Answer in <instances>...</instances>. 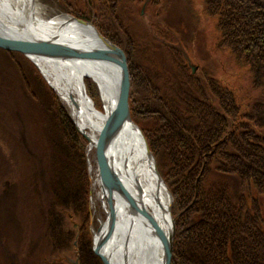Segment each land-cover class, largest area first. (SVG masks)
Instances as JSON below:
<instances>
[{"label": "trees", "instance_id": "16d2710c", "mask_svg": "<svg viewBox=\"0 0 264 264\" xmlns=\"http://www.w3.org/2000/svg\"><path fill=\"white\" fill-rule=\"evenodd\" d=\"M206 3L218 16L219 46L246 67L255 94L248 88L251 94L241 98L215 76L201 78L181 63L177 96L157 88L155 78L149 76L143 80L148 87L144 95L130 85L129 109L172 193L173 211L178 212L170 264H256L259 254L264 260V220L259 216L264 204V0ZM126 55L128 66L135 68L137 76H144L139 73L140 58ZM128 69L133 75L132 68ZM39 86L50 98L53 96V102L48 103L51 112L42 111V103L37 101L38 127L34 130L20 123L9 129L11 136L22 139V144L10 145L13 153L17 148V154L23 155L18 148L34 140L40 142L27 153L41 166L34 173L39 188L52 195L50 198L44 193L48 205L54 206L47 244L57 249L67 247L60 228L66 218L64 210L74 218L85 217L88 182L84 141L63 108L56 105L52 90L41 81ZM47 138L48 145H44ZM67 161L77 162L74 177L64 169L70 166ZM42 166L51 173L47 174ZM7 168L0 164L1 171ZM80 180L81 184L77 182ZM18 184L27 188L25 183ZM9 189L1 201L6 195L8 198ZM80 227L87 230L85 222ZM80 243L88 254L87 239ZM38 244L37 239L33 241L31 250L38 249ZM21 264L44 263L30 253Z\"/></svg>", "mask_w": 264, "mask_h": 264}, {"label": "rangeland", "instance_id": "374dc122", "mask_svg": "<svg viewBox=\"0 0 264 264\" xmlns=\"http://www.w3.org/2000/svg\"><path fill=\"white\" fill-rule=\"evenodd\" d=\"M34 2L36 14L42 15L45 20L55 19L59 14H69L73 18L83 19L111 43L121 48L127 67L132 68L133 73V75L129 73V89L130 85L133 90L138 88L141 95L148 90L143 80L150 76L155 78L157 88L177 96L180 93L178 80L180 81L181 63H185L192 74L197 73L201 78L215 76L216 80L232 88L241 98L247 97L251 92L255 94L250 86L246 67L244 65L241 67L242 64L237 63L238 60L233 53L219 46V31L216 24L218 16L211 12V8H207V0H34ZM126 52L140 58L139 73H143L144 76L139 74L137 76L135 68L128 66ZM193 78L196 80V76ZM83 80L95 108L104 111L99 85L90 76H84ZM40 81L42 85L52 90L58 101V104H55L63 108L84 141L83 159L88 182L85 193V217L74 218L68 210H64L66 218L65 222L62 219L60 228L64 230L61 239L67 247L57 249L47 244L54 211V206L48 205V196L52 198V195L48 194L46 189L39 188L34 173L41 166L30 159L28 155L31 153H27L40 142L34 140L27 143L24 148H18L23 155L17 154V148L13 153L10 145L12 143L16 147L22 144V139L19 140L15 135L11 136L9 129L17 128L20 123L34 130L38 127L35 117L38 121L36 106L40 102L42 111L51 112L48 103L53 102V96L50 98L40 89ZM248 88L251 92L247 91ZM54 89L33 59L19 51L0 47V130H2L0 147L3 144L0 164L8 166L6 170L1 171L2 167L0 170V264H21V259L27 258L30 253L32 256L36 255L38 261L44 264H84L81 263L82 259L85 260V264H105L93 249L94 233L98 232L102 223L108 219L110 211L108 193H105L99 179L95 145L81 133L70 107ZM130 117L134 121L131 112ZM135 124L140 128L139 123ZM85 130L95 132L90 128ZM48 142L47 138L44 145H48ZM44 145L42 147H45ZM55 157L58 159L57 155ZM66 163L70 166L64 169L74 177L78 172L77 162ZM155 164L157 166V162ZM42 168L46 169L47 174L51 173L49 168L44 166ZM160 176L163 179L162 175ZM163 181L167 186L164 179ZM77 182L81 184V180ZM18 183L20 185L25 183L27 188L24 189L22 185L20 187ZM8 187L11 192L8 198L6 195L1 201ZM170 195L172 203L169 204V212L174 220L175 233L178 212L173 211L171 192ZM111 201L115 205L114 196ZM260 208L259 216L264 220V204ZM84 222L86 231L80 227ZM69 237L71 240L66 243ZM36 239L40 244L39 248L31 250V244ZM86 239L89 246L88 254L82 250L80 243ZM33 259L35 262L36 258ZM257 261L256 264H264L260 254Z\"/></svg>", "mask_w": 264, "mask_h": 264}, {"label": "bare ground", "instance_id": "6f19581e", "mask_svg": "<svg viewBox=\"0 0 264 264\" xmlns=\"http://www.w3.org/2000/svg\"><path fill=\"white\" fill-rule=\"evenodd\" d=\"M79 20L84 21L69 14H59L55 19L45 20L42 15L36 14L34 0H0L2 37L20 38L29 42L36 37L55 36L68 45L82 48H90L93 43L100 45L102 35L99 31L88 21ZM32 59L70 107L79 130L88 136L91 144L96 142L97 132L106 113L115 102L117 67L106 62L41 56H33ZM84 76H90L99 85L104 111H99L93 105L84 87ZM87 128L95 132L86 131ZM148 149L141 128L132 120L123 124L106 152L110 168L134 202L144 208L156 225L167 234L173 228L169 212L170 192L157 170L153 153ZM114 198L116 203L112 214L109 211L108 219L94 233L93 249L106 257L110 264H162L161 241L149 219L133 211L123 198L117 195Z\"/></svg>", "mask_w": 264, "mask_h": 264}, {"label": "water", "instance_id": "95a60500", "mask_svg": "<svg viewBox=\"0 0 264 264\" xmlns=\"http://www.w3.org/2000/svg\"><path fill=\"white\" fill-rule=\"evenodd\" d=\"M81 22H85L79 20ZM52 37V38H51ZM38 38L34 41L27 42L23 39H11L0 36V47L10 50H15L23 53L29 58L33 56H41L52 59L72 60V61H84V62H106L117 67L119 78L115 96V102L112 109L106 113L102 127L98 130V135L95 145L97 154V164L100 183L103 189L108 192V202L110 212L112 214L114 205L112 204L111 198L117 195L118 198H123L129 207L139 214L145 215L151 225L156 229V233L161 241L163 249V262L162 264H170L173 236H174V220L172 219L173 228L171 232L164 233L152 219V217L146 212L144 208L139 207L134 202L130 194L127 192L121 180L110 168V164L107 158V149L118 133L120 128L125 122L132 121L130 117L128 94H129V72L125 60V55L121 48L111 43L104 36H100L101 44L97 45L93 43L90 48H82L78 46L68 45L55 36ZM82 81V80H81ZM85 137L88 136L81 132ZM149 150V149H148ZM150 152V150H149ZM154 158V157H153ZM155 160V159H154ZM155 163V162H154ZM167 187V186H166ZM168 189V188H167ZM169 193V192H168ZM114 194V195H113ZM170 195V193H169ZM170 203L172 200L171 195L169 196ZM94 252L98 254L105 264H110L106 257L99 254L95 248ZM78 264V263H76Z\"/></svg>", "mask_w": 264, "mask_h": 264}]
</instances>
